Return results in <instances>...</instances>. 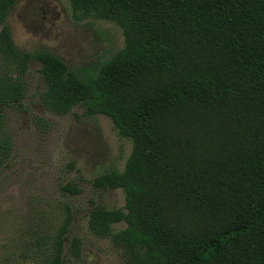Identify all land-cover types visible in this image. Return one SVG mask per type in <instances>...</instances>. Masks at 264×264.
Masks as SVG:
<instances>
[{"label": "trees", "instance_id": "obj_1", "mask_svg": "<svg viewBox=\"0 0 264 264\" xmlns=\"http://www.w3.org/2000/svg\"><path fill=\"white\" fill-rule=\"evenodd\" d=\"M68 1L75 20L118 24L125 45L74 68L20 48L8 23L18 0H0V171L12 158L3 112L23 108L34 61L47 109L106 115L132 142L122 171L92 181L121 188L126 201L94 204V235L122 246L131 264H264V0ZM72 221L40 264H66ZM70 251L81 257L79 237Z\"/></svg>", "mask_w": 264, "mask_h": 264}, {"label": "rangeland", "instance_id": "obj_2", "mask_svg": "<svg viewBox=\"0 0 264 264\" xmlns=\"http://www.w3.org/2000/svg\"><path fill=\"white\" fill-rule=\"evenodd\" d=\"M8 23L20 48L47 49L74 68L110 57L125 45L118 24L94 17L75 20L68 0H18ZM39 68L33 61L25 75L23 108L3 112L1 131L11 140L12 158L0 171V264H40L53 251L70 214L66 264H131L122 246L90 231L89 216L94 204L125 207L121 188L100 190L92 181L105 172L122 171L132 142L118 134L106 115L88 117L80 107L66 114L47 109L41 102ZM69 182L81 192L63 191ZM125 227L120 222L114 230ZM75 236L81 239L80 258L70 251Z\"/></svg>", "mask_w": 264, "mask_h": 264}]
</instances>
